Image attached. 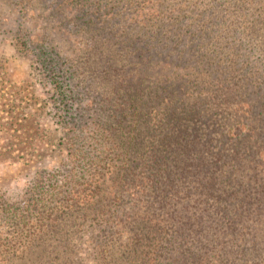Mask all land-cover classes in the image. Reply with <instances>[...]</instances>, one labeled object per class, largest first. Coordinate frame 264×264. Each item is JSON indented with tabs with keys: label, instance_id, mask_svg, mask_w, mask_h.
Wrapping results in <instances>:
<instances>
[{
	"label": "trees",
	"instance_id": "16d2710c",
	"mask_svg": "<svg viewBox=\"0 0 264 264\" xmlns=\"http://www.w3.org/2000/svg\"><path fill=\"white\" fill-rule=\"evenodd\" d=\"M160 2L90 0L79 55L37 50L64 118L81 92L100 106L93 173L59 209L99 226L100 264H264V0H209L190 25ZM47 191L18 228L49 226Z\"/></svg>",
	"mask_w": 264,
	"mask_h": 264
},
{
	"label": "rangeland",
	"instance_id": "374dc122",
	"mask_svg": "<svg viewBox=\"0 0 264 264\" xmlns=\"http://www.w3.org/2000/svg\"><path fill=\"white\" fill-rule=\"evenodd\" d=\"M55 1L0 0V264L101 263L97 247L104 245L101 243L105 237L99 233V226H91V220L62 214L58 205L72 186L93 173L90 164L99 152L90 147L88 137L94 135L93 121L100 106L81 92L72 106L80 114L72 121L64 118V104L52 85L51 73L36 60L39 47L71 58L79 55L82 36L75 23L93 7L90 0L89 5L85 0H68L58 7ZM160 1L163 11L173 10V15L182 12L185 25H190L209 2ZM126 3L130 13L139 12L140 2ZM213 34L219 42L220 30ZM250 37L245 38L264 44V30ZM185 38L187 42L192 40L187 35ZM240 52L250 57L249 52ZM46 190L43 197L49 211L52 206L57 209L47 221L43 220L49 226L29 231L18 228L15 218L25 214L19 209ZM52 226L57 227L49 228ZM115 251L110 246L106 250L112 254Z\"/></svg>",
	"mask_w": 264,
	"mask_h": 264
}]
</instances>
